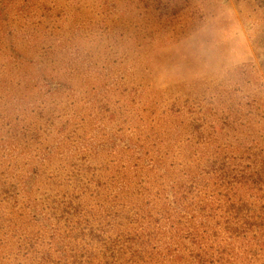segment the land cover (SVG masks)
<instances>
[{
	"label": "rangeland",
	"instance_id": "1",
	"mask_svg": "<svg viewBox=\"0 0 264 264\" xmlns=\"http://www.w3.org/2000/svg\"><path fill=\"white\" fill-rule=\"evenodd\" d=\"M263 213L264 0H0V264H264Z\"/></svg>",
	"mask_w": 264,
	"mask_h": 264
},
{
	"label": "trees",
	"instance_id": "2",
	"mask_svg": "<svg viewBox=\"0 0 264 264\" xmlns=\"http://www.w3.org/2000/svg\"><path fill=\"white\" fill-rule=\"evenodd\" d=\"M253 178H254V176H253ZM238 220H240V219H238ZM255 220H257V221H255ZM255 220H254V218L253 219H249V218L242 219V222L244 223V226H242V227H247V225H252V226H258L260 228H264V213L255 217ZM236 224L239 225L238 223H236ZM237 225H235V226H237ZM231 228H233L232 225H231V227H229L230 230H233L232 232H235V233L238 232L239 233V231H240L239 227H234L235 229H231Z\"/></svg>",
	"mask_w": 264,
	"mask_h": 264
}]
</instances>
